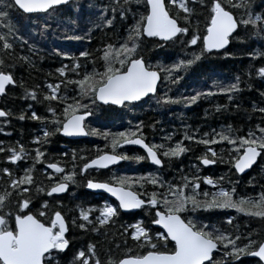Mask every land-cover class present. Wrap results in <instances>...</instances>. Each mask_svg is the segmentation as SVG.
<instances>
[{"label": "snow or ice", "instance_id": "snow-or-ice-1", "mask_svg": "<svg viewBox=\"0 0 264 264\" xmlns=\"http://www.w3.org/2000/svg\"><path fill=\"white\" fill-rule=\"evenodd\" d=\"M65 2L66 0H11L10 4H5L4 10H0V20L7 19L8 8H16L24 14H40ZM131 3L132 0H121L120 3L111 0L113 15L105 17L101 13L102 22L106 26L114 24L117 14L126 21L129 12L132 14V23L124 29L123 36L103 44L98 60L95 61H102L99 70L93 66L82 73L79 71L78 59H91V54L86 50L80 51L78 56L66 51L58 52V55L71 61V67L62 65L56 69L63 79L58 80L56 84H47L48 91L43 93V100L58 102L62 105V110L58 112L56 108L49 106L47 111L52 114L50 119L38 116L35 111H32L29 117L51 124L52 131L45 128L41 135L33 136L32 142L36 144V147L31 149L34 153L31 156L33 164L24 168L19 175L12 168L0 167V176L6 179L5 190L0 191V264H51L48 257H52L54 251L57 254L63 252L68 246L69 241L65 238L66 220L59 210L60 201H56L57 209L51 210L48 201L44 200L40 205L44 210L34 213L29 210L33 189L37 192L46 191L51 197L52 194L65 192L70 184H75L77 173L83 175L86 170L92 168L107 169L118 161H150L153 165L160 166L165 160L180 158L190 150L184 141L204 146V151L196 157L198 165L192 166L196 173H199V165L207 166L217 162L226 163L230 168H234L236 173H241L249 169L258 157L264 156V126L259 123L254 129L249 128L245 135L237 134L229 126L219 132L185 131L184 135L174 142L171 135H166L161 143L152 144L145 143L140 124L135 130L116 133L107 129L99 131L96 128L86 131L84 121L90 115L89 105L95 101H103L106 104L111 102L114 105L140 101L148 94L156 93L161 73L163 81L177 83L182 74L202 56L210 54L211 50L223 49L235 35V31L241 27H250V35L264 39V12L255 11L251 0H198L207 10L202 29L199 26H189L190 18L195 15V9L189 7V0H144L143 12H133L128 8ZM166 4L174 7L178 15H171ZM108 7L105 5V10ZM233 8L242 10L239 16L234 14ZM180 12L183 13L182 16L179 15ZM178 20H182L185 26H181ZM4 26L8 28V32L0 33V42H3L4 49H11L13 45L7 37L13 32V28L8 24ZM188 33L190 35H185ZM155 37L173 44L179 41L184 48L199 45V51L184 53L182 56L178 54L177 59L165 66L146 64L140 54V47L145 38ZM225 55L229 53L225 52ZM247 55L253 60L256 57L264 60V51L259 49L248 52ZM2 64L3 61H0V65ZM66 71L75 73L76 78H66ZM249 71L264 77V63L259 67L250 66ZM239 83L237 77L228 85L215 86L211 90L206 89L204 93L196 92L190 97L161 93L157 102L191 104L202 94L211 95L213 91L228 94L231 99V94L239 91ZM12 84H15L13 75L0 69V93H5L6 85ZM62 84L64 90L61 92ZM68 85H72L73 96L67 95ZM26 94L36 98V93L31 89H28ZM261 96H264V92ZM85 100L87 102H84ZM253 107L255 108V104ZM257 110L264 115V107ZM9 115V112L0 109V117L4 118L3 124L9 123ZM24 118L22 112L19 119ZM55 133L69 136H101L107 141V145H94L97 154L91 157L78 155L76 150H73L71 161H66L67 167H62L60 162L46 163L45 151L40 147ZM221 142H226L230 148L221 149L218 155L214 146ZM125 144L141 146L145 155L128 156L123 152L118 153L117 149ZM225 152L228 154L225 155ZM0 154H3V160L13 165H16L17 161L28 159L30 155L24 145L17 142L14 146H5L2 141ZM64 155L66 154H61ZM36 164L45 166L42 171L50 181L48 185L41 186L36 181L33 175ZM56 174L60 175L54 180L53 176ZM175 179L176 182H166L156 172L143 175L113 174L103 181L89 178L85 184L86 188L102 189L115 197L118 204L114 206L105 201L98 207L77 205L74 211L79 212V223L77 225V219L74 217L73 226L97 232L110 222L114 223L120 210L140 209L144 206L154 209L150 222L145 223L137 219L134 223L121 225L123 233L134 242L136 251L127 249L115 259L109 256L107 264H236L239 257L244 255L259 258L257 264L264 262V237L259 234H256L254 239L252 232L245 236L238 229L229 232L204 224L197 226L191 217L184 218L189 211L196 212L198 209H234L245 216L264 220V189L255 196H238L235 187L229 186L232 182L225 184L223 176L185 174L177 175ZM201 182L212 186V190H201ZM249 182L251 183V179ZM147 185H151L153 190L148 191ZM231 219L227 217V222L231 223ZM151 225H160L162 230L152 233ZM69 264H101V261L96 256L95 246L89 242L85 249L74 253Z\"/></svg>", "mask_w": 264, "mask_h": 264}, {"label": "trees", "instance_id": "trees-1", "mask_svg": "<svg viewBox=\"0 0 264 264\" xmlns=\"http://www.w3.org/2000/svg\"><path fill=\"white\" fill-rule=\"evenodd\" d=\"M91 1L99 8L104 9L105 17L113 15L111 0L102 1L98 4L97 0ZM120 2L121 0H117V3ZM6 3L10 4L11 0H0V10L5 9ZM251 3L255 11L264 12V0H251ZM67 5L59 6L58 8L53 7L52 12L48 14L51 23L54 24L53 19L55 17L61 16L65 11H68ZM105 5L109 6L107 10H105ZM144 6V0H132L128 8L133 12H143ZM166 7L171 15H178L174 7H170L167 4ZM189 7L195 9V15L190 18L189 26H199L202 29L207 10L198 3V0H189ZM7 11V19L0 20V33L8 32V28L4 25L8 24L12 26L13 32L9 33L7 38L13 47L11 49H4L3 42H0V61H3L0 69L10 72L13 75L15 84L8 85L6 92L0 95V109L10 113L7 117L8 124H3L2 121L4 118H0V141L5 146H14L18 142L28 149L30 146L36 147V144L32 142L33 136L41 135L45 128L50 132L52 131L51 124L40 120H33L29 117L31 116V112L35 111L38 116L50 119L52 114L47 111V107L49 106L56 108L58 112L62 110V105L58 104V102L44 101L43 93L48 91V83L56 84L58 80L63 79L56 72V69L62 65L70 68L71 61L68 58L58 55V52L64 51L58 50L56 48L57 43L54 41L50 43L48 40L39 43H28L23 36L18 35L17 20L14 15L25 17L31 15L24 14L16 8H8ZM232 11L235 15L239 16L242 10L233 8ZM179 15L182 16L183 13L180 12ZM64 18L66 17L60 19ZM92 21H94L93 23L96 26L86 37V41L83 43L84 46L82 45L83 49L81 50L89 52L91 59L86 60L82 57L78 59L77 62L80 65L79 71L81 73L85 69L90 70L93 66H96L98 70L100 69L102 61L99 63H95V61L98 60L99 51L102 49L103 44L113 42L117 40L118 36L124 35V29L132 21V14L131 12L128 13L126 21L122 20L117 14L113 25H104L101 16L95 19L93 18ZM178 23L181 26H185L182 20H178ZM250 32V27H241L239 30H236L235 35L231 37L224 50L211 51L210 54L202 56L199 61L190 66L182 74L181 80L175 84L163 81V74L161 73L160 95L161 93H167L170 96L190 97L196 92L204 93L206 89L211 90L215 86L228 85L234 82L237 77L240 81L239 91L231 94V99L228 98V94L213 91L211 95L202 94L191 104H164L157 102L147 112L133 113V116L140 115L143 117L140 121L142 124L144 123L142 132L145 134L147 140L153 143H160L166 135L173 136L177 132V129L172 125L171 121L181 123L178 130L181 135L177 138L174 137L173 142L179 140L185 131L188 133H206L212 130L219 132L230 126L237 134L245 135L249 128L254 129L258 123L264 126V115L257 110L259 107H264V96H261V93L264 92V77L257 76L254 71H249L250 66L259 67L264 63V60L260 57H256L253 60L247 55L248 52L255 49L264 51V39L252 36ZM185 35H190V33ZM88 37H91V39H88ZM76 50L66 52L74 53L78 56L80 51ZM192 51H199V45L184 48L179 41L173 44L167 41H158L155 38H145L140 47V54L147 64L150 63L158 66L169 65L178 58V54L182 56L184 53H191ZM225 52L229 53V55H225ZM22 57H27L28 59L24 60ZM65 77L74 79L76 78V74L66 71ZM28 89L36 93L35 99L26 94ZM63 90L64 86L62 84L60 91L62 92ZM67 95H74L72 85H68ZM84 102L87 101L85 100ZM254 104L255 108L253 107ZM89 111L90 116L88 121L98 124L96 127L99 131L107 129L110 132L113 126L124 123L123 119H120L118 114L114 113V108L111 106L103 107L94 102V104L89 105ZM22 112L25 118L19 119V115ZM114 121H118V123L116 124ZM129 123L133 124L134 121L130 120ZM58 138V134L55 133L47 138V143L40 145L41 150L45 151L44 159H51V156H48V149H50L49 152L52 153V156H60L63 153L66 154L63 156L64 158H69L71 152L59 145L57 142ZM92 139L97 141L95 145L97 147L107 145V141L101 136L88 135L86 139L81 141ZM184 143L190 149L186 156L189 158L188 163H190V168H192L193 165H198L196 157L204 151V148L202 145L195 143L189 144L187 141H184ZM221 143L228 146L226 142ZM82 145V155L86 157L93 151H96L93 147L94 145H87L83 142ZM221 149L225 148L222 146L218 147V155ZM184 154L181 155L182 158L168 160L165 166L163 164L164 172L171 170L174 173L170 179L165 180L166 182L175 179L179 175L178 172L184 173L186 171L185 163H182V159L185 157ZM32 155L34 153L29 155L24 166H19L18 164L13 165L11 162L3 160V154H0V167L12 168L19 175L24 168L33 164L31 159ZM17 165L19 167L15 169ZM40 165H35L33 175L41 186H45L50 182H43L41 180ZM216 165L218 166L217 163ZM227 172L235 178L236 174L229 165L227 166ZM243 176L240 178L244 179V182L250 186L251 190H256L259 193L264 189V156L258 157L249 172ZM250 179L251 183L249 182ZM5 184L6 179L0 176V191L5 190ZM72 186L73 184H70L63 194L51 197L48 196L46 191L37 192L33 189L31 192L32 200L30 208L34 212L39 211V207L44 200L48 201V206L51 210H56V201H60L59 210L62 211L67 222L66 234L69 243L63 252H59V261L53 264H69L74 253L77 250L85 249L89 242L95 246V253L101 261V264H107L109 256L114 259L121 256L127 249H132L135 252L134 242L129 236L123 233L121 225L125 224V221H121V216L119 215L115 218L114 223L110 222L106 227H101L97 232L85 231L78 226H73L74 217L77 219V225L79 223V212L74 211L77 205L93 206L89 200L90 198L94 202L98 201L97 203L101 202L102 199L84 190L81 182H77L74 192H71ZM244 196L247 195L244 193ZM98 214L97 212L96 215ZM126 217L129 218L131 216ZM212 225L219 229V226ZM226 226L229 228V232H234L238 229L245 236L249 232L254 233L252 237L254 239L256 238V234L264 237V225L252 227L248 219L243 222L235 219L231 223L226 224ZM236 264H257V260L248 257V255H244L239 257Z\"/></svg>", "mask_w": 264, "mask_h": 264}, {"label": "flooded vegetation", "instance_id": "flooded-vegetation-1", "mask_svg": "<svg viewBox=\"0 0 264 264\" xmlns=\"http://www.w3.org/2000/svg\"><path fill=\"white\" fill-rule=\"evenodd\" d=\"M156 40H158V39H156ZM158 41H160V40H158ZM145 63L147 64L146 61H145ZM160 84H161V80L158 83L157 91L155 94L147 95V97H145L142 100L137 101V102L122 104L119 107L116 105H113V104H102V105L99 104L103 107H109V106L113 107L114 113L118 114L119 118L123 119V121H124V123H120V124H117L118 121H114L118 126H113V128L110 130V132L116 133L119 131H124V130H129V129L135 130V128L137 127L138 124L142 125V127L140 128V131L142 132V130L144 128V125H143L144 123L142 124L140 119H142L143 117L140 115L133 116L132 114L133 113H139L142 111L147 112L151 108H153V105H155L159 99V95H160V91H161L160 90ZM128 119L134 121V123L130 124L129 123L130 120H128ZM88 120L89 119L87 118L84 121V123L86 125V131L90 128H96L97 129L96 126L98 124L90 122ZM171 123L177 129V132H175V134L172 136V139L174 137L177 138L181 135L178 132L179 126L181 125V123H179L177 121H171ZM57 134L59 137L57 139V142L59 143V145L64 147L66 150H68L71 153L73 150H76L78 155H82V151H83L82 142L87 144V145H96L97 144V141L94 139L81 141L83 139H86L88 135L83 136V137H77L76 135L64 136L60 133H57ZM143 138L145 140V143H149V144L153 143V142H150L149 140H147L144 133H143ZM192 144H194V143H192ZM215 146L216 147H214V151H216V152H217L218 147H220V146L224 147L225 149L230 148L229 145L226 146L224 143H220V144H217ZM33 148H35V147H31V146L28 147L30 154H32L31 149H33ZM203 148H204V146H203ZM49 150L50 149L47 150L48 156H51V159H49V160L45 159L46 163L60 162L62 167H67L66 161H71V155L69 156V158H64L61 155L60 156H54V155L52 156V153H50ZM108 150L111 151L110 148ZM117 152L118 153L123 152L124 154H126L128 156H133L134 154L145 155L144 150L137 145H127V144L121 145L117 149ZM187 153L184 154L185 157H183V159H182V163H185L186 171L184 173L178 172L179 175L196 174V175H200V176L209 175V176H213V177L223 176L225 184H228L229 181L232 182V184L229 186L235 187L236 195H238V196H244V193L247 196H255L256 193H258L256 190H251L250 186L246 185V182H244V179L240 178V177H244L243 175H245L247 172L246 173L245 172L244 173H236L234 171V168H232V170L236 174V176L234 178L228 174V172H227L228 164H226V163L217 162L218 166L216 165V163L212 164V165H207V166L199 165L200 166L199 167V173H196L194 168H190V163H188L189 158L186 156ZM95 154H97V152L93 151L87 157H91ZM225 154H227V152H225ZM180 158H182V157H180ZM25 161L26 160L17 161L16 164H18L19 166H24L26 163ZM167 161L168 160H165L162 163V165H160V166L153 165L150 161H141L139 163H132L131 161H118V162H116V164L110 165L107 169L92 168L90 170H86V173L83 175L77 173V176L75 178L76 182L71 187V192L75 191L74 188L76 187L77 182H81L83 184L84 190H86L89 194L102 199V201L99 202L100 205L106 201V202L111 203L115 206L116 204H118V202L115 199L107 197L104 193L94 192L92 190L87 189L85 187L87 179L92 178L94 180H102L103 181V180H107L113 174H115L117 176H119L121 173L129 174V175H131L133 173H135L136 175H143L144 173L156 172L157 175L161 176L163 178V180L165 181V180L170 179L174 175V173L171 170H166L165 172L163 171V167L165 166ZM163 164H164V166H163ZM40 166H41V175H42L41 180H43V182H50L48 180V178L43 174V171H42V169H44L45 166L42 164ZM18 167H15V169ZM158 168H159V171L157 172ZM190 169H191V173L189 172ZM46 171H52V170L46 169ZM59 175L60 174L54 175L53 179L54 180L58 179ZM171 182H176V179H172ZM146 187H147L148 191L153 190V187L151 185H147ZM205 188H207L208 190H212V186L204 185L201 182V190H203ZM245 188H246V190H245ZM136 190L139 191L138 188ZM60 194H63V193H60ZM57 195H59V194H52V196H57ZM89 200L91 201L93 206L98 202V201L94 202L93 200H91V198ZM29 210L34 212V210L31 208ZM43 210L44 209H41V207H39V211H43ZM34 213H37V212H34ZM118 215L121 216L120 217L121 221H123V222L125 221V224L134 223L135 220H137V219H140V220L144 221L145 223H148V222H150V220L154 216V209H148V208L142 206L140 209L120 210ZM126 216H131V217L127 218ZM187 217H191L193 219V222L197 226H200L201 224H204L206 226H213L212 224H215L216 226H219V229L222 231L223 230L229 231V228L226 226V224H228L227 217H231L232 218L231 221L236 219L239 222H243L246 219H248V222L252 224V227L264 225V220H261L260 218L245 216L242 213L236 212L234 209H209V210L198 209L196 212L189 211L187 213V216H185L184 218L187 219ZM66 228H67V222H66ZM151 228H152V229H150L151 232L162 230L161 228L157 227L156 225H151ZM65 238L68 240L66 233H65ZM244 242H246V241H244ZM169 247H171L170 244H169ZM58 257H59L58 254L54 251L53 256L48 257V259L51 261V264H53V263L59 261ZM250 258H252V257H250ZM252 259H255V258H252Z\"/></svg>", "mask_w": 264, "mask_h": 264}, {"label": "rangeland", "instance_id": "rangeland-1", "mask_svg": "<svg viewBox=\"0 0 264 264\" xmlns=\"http://www.w3.org/2000/svg\"><path fill=\"white\" fill-rule=\"evenodd\" d=\"M102 1L106 0H97V4ZM67 8L68 11L62 14L64 16H57L53 19L54 24L51 23L48 15L52 9L28 17L14 15L17 20L18 35L23 36L28 43L48 40L49 43L56 42L58 50L72 51L77 49L81 51L86 37L96 26L92 21L93 18L101 16V13L104 14V9L99 8L91 0H71ZM62 17L66 18L60 19ZM71 37L83 38L72 39ZM94 206L98 207L100 204L97 203Z\"/></svg>", "mask_w": 264, "mask_h": 264}, {"label": "water", "instance_id": "water-1", "mask_svg": "<svg viewBox=\"0 0 264 264\" xmlns=\"http://www.w3.org/2000/svg\"><path fill=\"white\" fill-rule=\"evenodd\" d=\"M70 0H66V2L65 3H63V4H66L67 2H69ZM63 4H61V5H63ZM57 6H60V5H57ZM54 7V6H53ZM157 39H159V40H162L161 38H159V37H156ZM228 45V44H227ZM227 45H225L224 46V48H226L227 47ZM223 48V49H224ZM223 49H219V50H211V51H220V50H223ZM7 86V85H6ZM2 93H0V95H1ZM144 98V97H143ZM142 99V98H141ZM98 103H100V104H106V103H104L103 101H97ZM132 102H137V101H132ZM108 104V103H107ZM109 104H111V102H109ZM114 105V104H113ZM117 106H121V105H117ZM60 134H62V135H64V136H69V135H65V134H63V133H60ZM72 136V135H71ZM77 137H83V136H86V135H76ZM127 145H132V144H127ZM137 146H139V145H137ZM139 147H141V146H139ZM248 169H246L245 171H247ZM245 171H243V172H245ZM243 172H241V173H243ZM88 189V188H87ZM89 190H92V191H94V192H102V193H105L107 196H110V197H112L111 196V194L110 193H107V192H105L104 190H102V189H89ZM113 198H115V197H113ZM129 210H131V209H129ZM157 226H159V227H161L162 228V226H160V225H157ZM250 256V255H249ZM250 257H253V256H250ZM253 258H256V259H259V258H257V257H253ZM261 264H264V262H261Z\"/></svg>", "mask_w": 264, "mask_h": 264}]
</instances>
